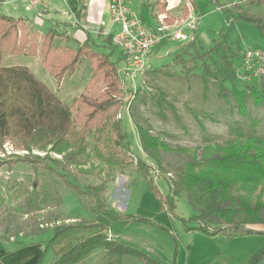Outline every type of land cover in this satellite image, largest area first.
<instances>
[{"label":"rangeland","instance_id":"obj_1","mask_svg":"<svg viewBox=\"0 0 264 264\" xmlns=\"http://www.w3.org/2000/svg\"><path fill=\"white\" fill-rule=\"evenodd\" d=\"M259 1L261 3L257 4H249L246 0L173 1L169 5L170 9H167L169 22L173 30L182 29L187 41L177 43L169 39L147 54L142 61H139V57L124 56L112 38L109 42L105 41L106 36L101 34H98V37H102V40H98V45L92 47L89 42L95 52L109 55L110 61L116 64L115 87L121 101L118 119L130 149L125 158L129 166L123 172L117 168L106 170L110 182L104 197L107 205L116 207L121 215L149 219L160 227L140 224L129 227L135 229L132 234L142 245H178L176 233L181 229L186 232L182 221H188L194 213L185 192L174 199L175 208L170 213L167 209L160 208L153 191L155 188L161 196L171 198L173 181L181 175L184 164L191 161L190 156L185 153L158 151L156 162L142 152L136 126L149 132L171 150L196 151L206 145H225L250 137L258 138L264 143V104L255 103L247 89L238 101L233 95L234 89L244 90V87L249 86L241 83L243 81L237 76L233 78L221 61L225 58L236 74L240 63L237 58L241 52L248 47L264 45V37L260 35L256 25L244 17L258 19L264 25V0ZM84 2L85 0H77L75 9L81 11V4ZM136 2L137 0H131L130 3L131 9H135L133 13L145 25L154 27V0H144L143 7L148 13L143 9L136 11L140 7L136 6ZM24 10L25 6L18 2L10 3L6 0L0 3V15L20 17ZM103 22L111 25L108 12L105 13ZM189 24L194 28L188 27ZM116 31L117 26H113L111 32ZM85 34L89 37L88 33ZM59 43L52 47L69 48L63 43L59 47ZM70 49L74 50L73 47ZM40 50L39 36H32L24 49L27 55L6 57L1 60V65L31 67L37 79L47 83L46 87L51 92L58 93L57 97L66 107H70L80 96L98 102L108 92L104 79L100 81L99 78L92 77L93 64L85 59L76 66L74 76H65L60 86H56L48 71L52 70V61H47L44 68L36 62L40 60ZM258 83L264 86V78L259 79L256 84ZM87 112L89 111L82 105L70 107L71 117L76 122L78 131L84 125L88 129L87 139L92 144L93 125L84 123ZM49 156L61 158L52 154ZM23 157L44 158V154L37 151L28 154L16 149L13 142L5 143L0 149V195L4 200L0 206V237L18 239L20 233L22 236L38 234L46 240V244L52 247L59 245L64 249L70 244L81 243L93 237V233L99 234L96 231L100 228L91 226L71 229L55 238V232L76 221L71 219L91 221L90 208L95 207V201L90 195L78 197L52 173L44 171L42 166L45 161L40 162L36 173L31 165L16 164L9 167L7 164ZM135 159L146 165L152 189L148 180L137 172ZM50 165L59 171V167ZM66 177L82 188L99 182L93 176H83L73 170ZM259 195L264 203V192L261 194L260 189L256 192V196ZM194 225L188 224L191 227ZM213 226L215 224L211 228ZM253 228L264 230V224ZM109 230L112 233L126 234V228L119 223H111ZM249 238L251 239L245 241L246 244L255 246L261 243L264 246L263 235ZM59 247L55 250L58 251ZM89 254L76 264H111L118 258L110 255L104 248L93 255Z\"/></svg>","mask_w":264,"mask_h":264},{"label":"trees","instance_id":"obj_2","mask_svg":"<svg viewBox=\"0 0 264 264\" xmlns=\"http://www.w3.org/2000/svg\"><path fill=\"white\" fill-rule=\"evenodd\" d=\"M76 1L69 2V9L78 21L85 7L81 4V11H77ZM246 1L249 4L261 3L259 0ZM153 6L157 13L162 14L165 13L167 5L164 0H155ZM244 17L247 21L253 22L260 35L264 37L262 21ZM166 23L170 24V22ZM32 36L26 31L21 19L15 20L0 15V149L5 143L13 142L16 149L28 154L33 151L43 153L44 158L23 157L7 164L9 167L16 164L31 165L36 173L40 162L45 161L42 169L52 173L68 190L78 197L85 195L93 197L95 207L90 208L91 221L70 223L55 232V238L71 229L91 226L106 229L110 223L140 224L160 228L149 219L121 215L108 207L104 197L110 182L106 170L117 168L123 172L129 166L125 158L130 153V149L127 147L122 125L118 119L121 101L115 87L116 64L110 61L109 55L93 51L88 36L75 50L54 49L53 40L60 37L54 30L39 37L40 65L43 67L47 61H52V70L48 71L54 78L56 86H60L65 76L71 77L75 73L76 66L82 58L93 64L92 77L99 78L100 81L104 79L108 85V92L104 93L98 102L80 96L70 106L75 108L77 105H82L89 111L84 115V123L93 125L91 144L87 139L88 129L83 125L81 131H78L77 124L71 117L70 107H66L27 67L1 65V58L4 55H27L24 49ZM110 40V37L105 39L108 42ZM224 59L222 58L221 61L225 70L234 78L237 76L235 69ZM257 82L259 80L241 82L249 87H244V90L234 89L233 95L240 101L242 93L249 90V96L255 103L264 104V86L260 83L256 84ZM136 131L142 152L156 162H158V151L185 153L191 158V161L184 164L181 175L173 181L171 198L161 196L153 188L146 165L135 159L137 172L151 184L161 209H167L172 213L175 208L174 199L185 192L194 213L188 221H182L186 232L197 231L207 236L224 234L228 239L245 235L264 236L263 229L253 228L264 224V203L260 195L256 196L259 189L261 194L264 192V143L261 140L250 137L225 145H206L196 151L171 150L169 146L152 137L141 127L136 126ZM49 154L61 158H53ZM50 163L59 167V171L52 168ZM72 170L83 176H93L99 182L91 187L82 188L67 179L66 176L72 173ZM3 201L0 195V206ZM188 224L195 225L191 227L192 225L188 226ZM213 224L215 226L211 228ZM102 248L110 255L118 256L111 264H121L124 256L136 258L143 264H158L145 254L122 243L110 241L101 234L75 244L52 264H76L93 250ZM176 253L177 245L174 246L173 264ZM263 258L264 250L252 257L248 264H258Z\"/></svg>","mask_w":264,"mask_h":264},{"label":"crops","instance_id":"obj_3","mask_svg":"<svg viewBox=\"0 0 264 264\" xmlns=\"http://www.w3.org/2000/svg\"><path fill=\"white\" fill-rule=\"evenodd\" d=\"M7 1H10V3L18 2L25 6V10L20 17L14 15L6 16L15 20L21 19L26 27V31L29 34L41 37L50 30L57 32L60 37H56L53 40L54 46L60 42L59 47L62 46L63 43V45L69 48L73 47L75 50L78 45H81L85 42L87 37L85 33H88L90 43H92L91 46L93 47L94 45H98V40H102V37H98V34H101V36L103 35V37L106 36L105 39L110 37L113 41H115V36L118 32V29L114 33L111 32L112 27L115 26L112 24V22L111 25H106L103 22L105 13H109L108 4L110 0H85V9L83 12H81V17L78 21L74 18V15L69 9L68 3L71 0H67V2L64 0H51L46 7H34L20 0ZM124 1L130 8V11L132 13L135 12V9H131L130 7L131 0ZM164 1L167 5L165 13L159 14L157 13V10L154 13L153 19L156 20V23L158 16L163 17L165 23L169 22L168 20H170V18L168 16L167 9H170L169 5H171L173 1L178 0ZM3 2H6V0H3L2 3ZM143 3L144 0H137L136 6L140 7L137 8L136 11H141L143 9L148 13V10L143 7ZM91 35L94 36L92 37ZM6 57L9 56L4 55L2 56L1 60H4ZM82 59L80 61H82ZM36 62L38 65H40V60ZM26 67L35 76L31 67ZM40 68L42 67L40 66ZM75 73L72 76H74ZM41 82L48 86L44 81ZM108 207L117 211L116 207L112 206L111 204H108ZM71 220L77 221V218ZM110 224L106 229L100 228L97 231L95 230L96 232H100L97 235H104L110 241H116L126 245L129 248L135 249L140 253L145 254L158 264H173V245L171 246V244H169L164 246L160 244L151 247L145 246L140 244V242L135 238L134 234H132L135 229H129V227H131L133 224L124 225L126 228V234L110 232ZM93 232H91V234ZM129 233H131V235H128ZM176 234V238L179 240V242L177 245V253L174 264H248L252 257L264 250V246H261V243H257L255 246H250L249 243H245V241L251 239L249 236L253 235L237 236L228 239L224 234L207 236L197 231L183 232V229L179 230ZM92 235L96 236L94 233ZM18 237V239H15L14 237H0V264H52L64 252L68 251L72 246L75 245L70 244L67 247H64V249L59 247V245L52 247L50 244H46V240H44L42 236L38 234L22 236L20 233V236ZM56 247L60 248L58 250L59 253L57 250H55L57 249ZM99 251H101V249H96L90 252V254L93 255ZM121 264L143 263L136 258L124 256L121 260Z\"/></svg>","mask_w":264,"mask_h":264},{"label":"built area","instance_id":"obj_4","mask_svg":"<svg viewBox=\"0 0 264 264\" xmlns=\"http://www.w3.org/2000/svg\"><path fill=\"white\" fill-rule=\"evenodd\" d=\"M34 7H46L51 0H20ZM108 11L113 25L117 26L115 44L119 46L124 56L140 58L139 61L153 50L171 40L184 43L187 37L182 29L173 30L164 18L158 16L154 27L145 25L141 18L134 15L124 0H110ZM194 28L191 24L188 25ZM237 77L243 82H251L264 78V45L262 47H248L239 56Z\"/></svg>","mask_w":264,"mask_h":264},{"label":"water","instance_id":"obj_5","mask_svg":"<svg viewBox=\"0 0 264 264\" xmlns=\"http://www.w3.org/2000/svg\"><path fill=\"white\" fill-rule=\"evenodd\" d=\"M258 264H264V258Z\"/></svg>","mask_w":264,"mask_h":264}]
</instances>
